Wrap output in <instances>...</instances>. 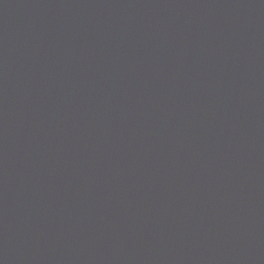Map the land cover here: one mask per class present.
<instances>
[{"label":"water","instance_id":"water-1","mask_svg":"<svg viewBox=\"0 0 264 264\" xmlns=\"http://www.w3.org/2000/svg\"><path fill=\"white\" fill-rule=\"evenodd\" d=\"M0 264H264V0H0Z\"/></svg>","mask_w":264,"mask_h":264}]
</instances>
